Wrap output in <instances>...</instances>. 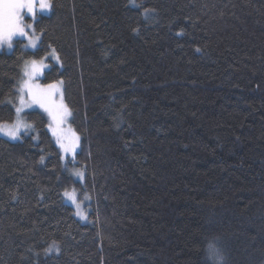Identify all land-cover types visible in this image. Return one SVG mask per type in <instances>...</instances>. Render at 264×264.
I'll list each match as a JSON object with an SVG mask.
<instances>
[{"label": "trees", "instance_id": "16d2710c", "mask_svg": "<svg viewBox=\"0 0 264 264\" xmlns=\"http://www.w3.org/2000/svg\"><path fill=\"white\" fill-rule=\"evenodd\" d=\"M51 3L35 49H0V124L43 59L80 146L39 109L0 135V264H264V0Z\"/></svg>", "mask_w": 264, "mask_h": 264}, {"label": "snow or ice", "instance_id": "6c2138e0", "mask_svg": "<svg viewBox=\"0 0 264 264\" xmlns=\"http://www.w3.org/2000/svg\"><path fill=\"white\" fill-rule=\"evenodd\" d=\"M37 8L42 12L50 10L52 8L51 0H0V47L6 44L8 48H12L13 37L20 36L28 40V44L25 45V47L31 46L32 48H36L37 41L40 40V37L30 35V32H35V27L33 23L25 22L24 13L26 11L30 14L31 19L35 21L37 17ZM148 11L149 10L145 9L146 13ZM49 56L59 61V56L55 49L49 52ZM45 67L47 66L43 64V59L40 61L35 59L25 61L23 69L24 79H22L18 89H16L19 93V107H15L17 119L10 127L0 126V132L10 137L12 140L23 139L21 135L22 132L27 135L32 131L33 126L24 123L20 119V113H22L25 108L38 106L51 117L57 126L61 125L64 119L71 115V111L63 103L62 93L58 87V83H62V81L46 85L34 83V80L42 74V70ZM25 95L28 97L27 100H25ZM57 95L61 97L59 102L56 99ZM0 103L7 106L10 101ZM49 127H52V125H49ZM78 140L79 137H75L71 143H65L59 136L57 137V142L65 155L71 154L73 159L75 158V148L78 146ZM41 159H43V157H41ZM74 174L79 177H83L84 175V173L80 171H76ZM64 196L76 204L77 194L74 190L72 192L65 191ZM85 198L87 199V197ZM76 207L78 209L77 214L84 216V213L79 211L80 205L76 204ZM84 218L86 219V216H84ZM49 251H51V249H49ZM208 252L211 256H217L218 249L213 245H209ZM220 259L222 260L223 258L220 257Z\"/></svg>", "mask_w": 264, "mask_h": 264}, {"label": "rangeland", "instance_id": "374dc122", "mask_svg": "<svg viewBox=\"0 0 264 264\" xmlns=\"http://www.w3.org/2000/svg\"><path fill=\"white\" fill-rule=\"evenodd\" d=\"M131 4H135V1L134 2H131ZM49 12L48 11H40L39 8H37V17L39 14H47ZM24 16H25V22L26 23H33L34 24V21L31 19L30 17V14H28L26 11L24 13ZM36 17V18H37ZM30 35H34L36 36L34 33L30 32ZM17 39H21V40H24V44H23V47L24 49H29V50H32V49H35V48H32L31 46H28V47H25V45L28 44V40L27 38L25 37H20V36H16V37H13V41H12V48H8L7 45L5 44L3 47H0L1 48H6L8 51H11L14 47V42L17 40ZM38 43H39V40L37 41V46H38ZM36 46V47H37ZM35 58H31V59H25L23 61V65H22V77L19 81V84L20 82L22 81V79H24V76H23V69H24V66H25V61H31ZM37 61H40L41 59H35ZM43 64H45V62L43 61ZM45 68H43L42 70V74L36 78L34 80V83H38V84H41V85H46V84H43L41 83L40 81V77L43 75V72H44ZM60 81H57V82H54V83H58ZM19 87V85H18ZM58 87H59V90L60 92L62 93V99H63V103L67 106L66 102H65V98H64V93H63V82L62 83H58ZM28 97L27 95H25V100H27ZM57 101L59 102L61 97L59 95H57L56 97ZM15 107H19V93L17 92L16 96H15ZM67 108L69 109V107L67 106ZM33 109H39L41 111H43L47 116L48 114L41 108H39L38 106H33L31 108H25L24 111L22 113H20V119L26 123L27 121L24 119V114L27 112V111H30V110H33ZM70 110V109H69ZM49 117V116H48ZM16 119H17V114H16ZM50 119V124L49 125H52V127H50L52 129V131L56 134V136H59L60 139L65 142V143H71L75 137H79V135L77 134V132L75 131L74 127L72 126L71 124V115L66 117L64 119V122L57 126L56 123L51 119V117H49ZM16 121V120H15ZM26 121V122H25ZM14 123V122H13ZM13 123H1L0 126H7V127H10ZM28 124V122H27ZM0 135H4L2 132H0ZM79 146H80V137H79V140H78V146L75 148V154L76 152L78 151L79 149ZM62 150V149H61ZM62 154H63V159L64 161H68L69 158H72L71 154H68L67 156L65 155V153L63 152L62 150ZM74 168V169H73ZM73 168H70L69 171L72 173V175L74 176L75 179H78V180H81L83 181L84 180V175L83 177H79V176H76L74 173L76 171H80V172H83L82 169L80 168H77V167H73ZM84 173V172H83ZM73 190L69 191V192H72ZM75 191V190H74ZM76 194H77V200H76V204H79L80 205V208H79V211L83 212L84 213V216H86V219L84 218V216L82 215H78L77 212H78V209L76 207V204H74L72 201H70L67 197L64 196L65 198V201L67 203H69L70 205H72L75 209V213L77 215V217L83 221V222H88V213H87V204L90 203V197L89 196H83V197H80L79 196V193L77 191H75ZM87 197V199L85 198Z\"/></svg>", "mask_w": 264, "mask_h": 264}]
</instances>
